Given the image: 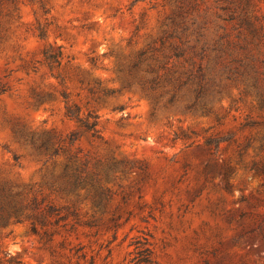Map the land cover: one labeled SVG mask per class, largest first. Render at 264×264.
<instances>
[{"label":"rangeland","instance_id":"374dc122","mask_svg":"<svg viewBox=\"0 0 264 264\" xmlns=\"http://www.w3.org/2000/svg\"><path fill=\"white\" fill-rule=\"evenodd\" d=\"M252 27L264 57V0H0V185L75 214L38 224L55 231L50 241L31 230L33 218H10L0 227V264H85L77 247L94 264H264L257 97L229 83L210 111L189 112L167 105V94L122 87L149 45H212ZM48 46L62 51L53 66ZM187 66L180 59L175 68ZM68 102L98 112L103 138L63 142L77 127ZM49 136V152L37 150ZM69 153L100 171L109 194L101 206L86 190H59Z\"/></svg>","mask_w":264,"mask_h":264},{"label":"trees","instance_id":"16d2710c","mask_svg":"<svg viewBox=\"0 0 264 264\" xmlns=\"http://www.w3.org/2000/svg\"><path fill=\"white\" fill-rule=\"evenodd\" d=\"M229 36V33L220 35L212 45L186 42L181 45H171L169 51L149 45L137 54L130 67L129 77L123 81L122 87L137 84L147 96L153 99L167 94V105L177 106L189 112L199 110L206 112L211 110L215 100L221 99L227 92L229 83H243L245 84L244 92H252L257 97L259 105L264 107V69H261L259 65V63L264 64V57H261L259 53L261 29L256 27L247 30L239 29L238 40L230 39ZM60 56H62L61 49L55 52L52 46H48L44 50L45 61L50 66L59 62ZM180 59L188 62V66L182 70L175 68L176 61ZM167 83H171L172 87L160 91L161 88L166 87ZM120 91L121 89L103 90L106 95ZM64 96L68 97L66 93ZM65 113L68 118L77 123V127L63 138V142L73 144L84 134L92 139L103 138L99 127L100 115L96 110L90 109L83 112L78 104L68 102ZM52 145L53 138L49 136L37 146V150L48 153ZM76 156L68 154L57 176L60 180L59 190L68 192L86 190L84 197H92L97 206H101L109 197L107 189L101 184V173L96 168L89 170V161L84 159L78 162ZM15 159H18L17 155ZM114 169V166H108L104 174L109 177ZM21 194L20 191L14 192L11 187L0 185V227L7 225L10 218L20 222L22 217L26 216L33 218L31 230L41 235V238H45L46 241H50L55 231L45 229L40 232L38 224L58 225L70 215H75L68 208H64L66 211L63 212V207L54 203H48L42 208L40 200L33 198L31 202H27L20 198ZM28 208L32 209L31 214L25 213V209ZM81 250V247H77L74 255L78 259L84 258L85 264H94L93 258L87 259L86 252ZM8 259L12 260V257ZM1 260L0 256V262Z\"/></svg>","mask_w":264,"mask_h":264}]
</instances>
